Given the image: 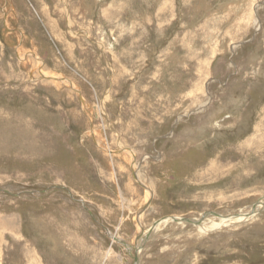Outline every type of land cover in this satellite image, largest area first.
Returning <instances> with one entry per match:
<instances>
[{
	"label": "rangeland",
	"instance_id": "1",
	"mask_svg": "<svg viewBox=\"0 0 264 264\" xmlns=\"http://www.w3.org/2000/svg\"><path fill=\"white\" fill-rule=\"evenodd\" d=\"M0 264H264V0H0Z\"/></svg>",
	"mask_w": 264,
	"mask_h": 264
},
{
	"label": "bare ground",
	"instance_id": "2",
	"mask_svg": "<svg viewBox=\"0 0 264 264\" xmlns=\"http://www.w3.org/2000/svg\"><path fill=\"white\" fill-rule=\"evenodd\" d=\"M260 207V206H259ZM259 207H257V209L256 210H258V208ZM253 215L251 214V213H247V214H240V215H238L237 217H235V218H232V219H222L221 220V222L225 225V226H228V225H232V224H238V223H242V222H245L246 221V218L247 217H249L248 219H251V217H252ZM171 219H166V220H164V221H170ZM172 220H175V221H177V222H180V223H182V224H185L186 222H182V221H180L181 219H177V218H174V219H172ZM194 221V223H192V224H194V226H197V227H200V228H202L204 231H209V230H212V229H216V228H218V226H219V224H214V223H212V221H206V220H204V221H200V222H197L196 220H193ZM209 225L208 227L206 226V225ZM138 235V234H137ZM140 237V236H139ZM115 241V240H114ZM140 242V241H139ZM143 243V242H142ZM140 249V248H139ZM2 258V257H1Z\"/></svg>",
	"mask_w": 264,
	"mask_h": 264
},
{
	"label": "water",
	"instance_id": "3",
	"mask_svg": "<svg viewBox=\"0 0 264 264\" xmlns=\"http://www.w3.org/2000/svg\"><path fill=\"white\" fill-rule=\"evenodd\" d=\"M180 221H182V222H186V223H188V224H192V223H194L193 220H188V219H181Z\"/></svg>",
	"mask_w": 264,
	"mask_h": 264
}]
</instances>
